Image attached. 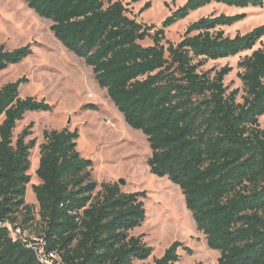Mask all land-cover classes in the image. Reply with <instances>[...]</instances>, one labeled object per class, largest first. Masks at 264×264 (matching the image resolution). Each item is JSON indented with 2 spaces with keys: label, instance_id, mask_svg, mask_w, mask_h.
Instances as JSON below:
<instances>
[{
  "label": "trees",
  "instance_id": "trees-1",
  "mask_svg": "<svg viewBox=\"0 0 264 264\" xmlns=\"http://www.w3.org/2000/svg\"><path fill=\"white\" fill-rule=\"evenodd\" d=\"M23 1L51 21L54 38L84 60L125 123L146 137L150 173L179 187L197 231L220 254L216 264H264V25L229 37L223 28L247 15L210 14L190 23L177 44L165 39L166 29L211 4L264 8V0H186L159 28L138 22L120 0ZM149 8L146 3L138 15ZM145 40L152 45L143 46ZM249 51L237 64L240 103L239 90L228 92L223 83L230 67L202 68ZM31 54L30 45L0 46V72ZM26 83L19 78L0 87V264H42L1 226L34 220L24 201L35 146L25 141L31 125L15 141L13 132L25 114L52 106L20 98ZM78 138L66 128L43 132L32 192L46 250L62 264L147 260L152 248L130 234L145 220V193H124L110 183L96 192L92 162L77 151ZM180 246L172 243L153 264H177Z\"/></svg>",
  "mask_w": 264,
  "mask_h": 264
},
{
  "label": "rangeland",
  "instance_id": "rangeland-1",
  "mask_svg": "<svg viewBox=\"0 0 264 264\" xmlns=\"http://www.w3.org/2000/svg\"><path fill=\"white\" fill-rule=\"evenodd\" d=\"M120 1L126 5L130 16H136L138 22L155 28L161 26L175 7L178 9L184 3V0H175L174 3L172 0H140L136 3L132 0ZM146 3H150V8L138 15ZM221 5H210L191 13L166 29L165 39L177 44L190 23L210 14L218 15L219 11L226 15H247L236 25L223 28L225 35L229 37L245 34L264 25V8ZM50 25V20L38 17L23 0H0V46L12 51L30 45L32 50L31 56L0 72V87L19 78H26L27 83L19 88V97L43 100L52 106L50 111L25 114L13 132L15 141L31 125V133L25 141H35L29 158L30 183L24 198L25 204L32 207L34 220L23 225L19 218L16 225L27 238H40L38 205L32 186L39 184L35 171L40 157L39 146L44 142L43 132L64 128L77 130V151L84 159L92 162L91 176L97 184L96 192L100 191L103 183L118 184L119 180H123L125 184L119 186L122 192L145 193V220L130 234L140 236L152 248V252L147 260L135 261L134 264H153V260L160 258L174 242L181 244L177 250V264H216L220 254L209 249L204 235L197 231L179 187L166 177L150 173L147 160L151 156V150L146 137L141 131L133 130L125 123L106 91L94 81L91 68L85 65L83 59L62 47L50 31ZM141 44L152 45L150 40ZM258 48L260 43L255 45L254 50ZM250 54L251 51L236 57L209 61L202 69L214 72L225 66L230 67L232 71L224 77L223 83L228 92L239 90L237 101L241 103L243 92L241 81L237 77L240 72L237 64ZM2 120L3 117L0 118V123ZM260 124L264 127L262 118Z\"/></svg>",
  "mask_w": 264,
  "mask_h": 264
},
{
  "label": "built area",
  "instance_id": "built-area-1",
  "mask_svg": "<svg viewBox=\"0 0 264 264\" xmlns=\"http://www.w3.org/2000/svg\"><path fill=\"white\" fill-rule=\"evenodd\" d=\"M2 227H7L10 233V237L13 240H20L23 242L24 247L32 250L36 259L42 264H62L57 254L48 252L46 250L45 241L40 238L29 239L24 232L17 225L11 226L9 223L4 222Z\"/></svg>",
  "mask_w": 264,
  "mask_h": 264
},
{
  "label": "crops",
  "instance_id": "crops-1",
  "mask_svg": "<svg viewBox=\"0 0 264 264\" xmlns=\"http://www.w3.org/2000/svg\"><path fill=\"white\" fill-rule=\"evenodd\" d=\"M185 2H186V0H184V3H185ZM184 3H183V4H184ZM183 4H182V5H183ZM211 5H215V6H218V7H219V4H218V5H217V4H211ZM209 6H210V5H209ZM221 6L223 7L224 5H221ZM221 6H220V8H222ZM207 7H208V6H207ZM205 8H206V7H205ZM175 9H176V7L174 8V10H175ZM203 9H204V8H203ZM220 12H221V11H219V14H221ZM192 13H193V12H192ZM223 14H224V13H223ZM225 15H226V14H225Z\"/></svg>",
  "mask_w": 264,
  "mask_h": 264
},
{
  "label": "water",
  "instance_id": "water-1",
  "mask_svg": "<svg viewBox=\"0 0 264 264\" xmlns=\"http://www.w3.org/2000/svg\"><path fill=\"white\" fill-rule=\"evenodd\" d=\"M124 184H125V182H124L123 180H119V181H118V185H119V186H123Z\"/></svg>",
  "mask_w": 264,
  "mask_h": 264
}]
</instances>
